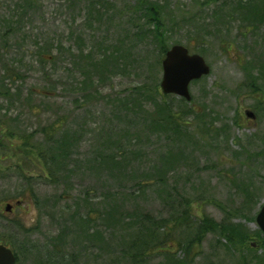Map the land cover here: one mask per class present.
I'll return each instance as SVG.
<instances>
[{
    "label": "rangeland",
    "instance_id": "rangeland-1",
    "mask_svg": "<svg viewBox=\"0 0 264 264\" xmlns=\"http://www.w3.org/2000/svg\"><path fill=\"white\" fill-rule=\"evenodd\" d=\"M19 1L0 0L1 13L7 19L15 17L20 13L16 7ZM146 1L149 3L137 4L133 0H105L100 8L101 16H103L101 21L129 22L127 18L123 21H118L116 18L123 8L130 12L132 20L141 19L147 16L146 10H149L144 6L156 4L163 13L165 21L171 24L168 28L170 34L166 42L164 41L166 46L171 48L174 45H181L188 48L191 54H199L205 59L211 72L207 77L190 84L192 105L186 102V107L182 108L181 98L175 96L165 100V103L174 110L177 112L180 110L185 123L191 127L188 132L195 134L190 133L194 139L184 145H178L177 152L175 151L174 156L179 160V171L177 173L175 171L174 175L170 173L165 181H159L155 177L158 157L149 153L136 158V162L129 167L126 178L122 181L120 179L116 184L124 190L135 183L150 184L152 188H140L136 191V195L130 200L131 205L146 207L151 215L168 219L169 210L162 204V201H165L162 185L168 180L165 186L166 191L175 189L178 194L195 202L191 205V214L194 218L185 224L171 223L169 225V230L173 232V241L168 243L170 249L168 255L171 258L169 262L166 261L167 254L152 251L153 253L149 252L146 258L140 254L139 258L134 259L132 263L126 252L122 255L111 256V254L109 256L104 250L97 249L98 245H101V239L99 236L96 239V233L90 235L92 241L89 243V248L87 245H75L71 236L66 241L65 246L68 245L66 250L63 251L62 245L56 241L58 229L62 218H65L67 222L73 219L70 217L72 212L66 214L61 212L60 206L64 203L60 202L54 207L48 206L41 210L37 208L36 212L31 209L26 218L21 217L20 219L21 212L18 209L15 212L16 216H4L6 214L3 208L6 202L15 201L16 198L27 199L26 191L32 199L31 205L35 206L37 194L41 202L45 198H56L66 190L72 192L74 189L73 185L61 186L58 189L34 185L37 184V152L31 153L29 147L32 146L24 148V143L18 140L19 136L26 137L37 130V124L40 122L37 120L39 118L37 105H46L39 110L44 113H51L56 108L55 115L57 116H61L60 112L65 111L69 126L73 129L86 126L83 131L78 129L79 136L86 135L81 139V144L77 149L79 155L87 150L89 135L84 133L85 130L89 132L91 123L97 121L92 110L88 113H86L88 110L82 111L76 107V104H73L72 100L66 99L61 92H58V98L53 100L37 97L38 90L44 88L46 84L42 75L37 72L35 54L37 37L48 34L50 36L47 38L50 40L56 38L64 40L74 25L87 22L86 0H36V14L31 17V20L25 21L29 23L25 26L24 34L27 38L22 43V48L16 53L9 44V49L4 51L6 54L10 52V56L5 57V64L20 62V65L14 67L19 70V73L13 71L12 67L5 66L13 78L19 81L12 85L6 80L0 65V94L3 87H9L11 93L14 94L13 98L19 99H12L9 102L0 100V109H5L1 114L7 121L14 120L12 126L17 125L20 130L14 138L9 137L10 128L0 130V156L5 160L0 162V239L11 242L18 249L30 243L39 251L44 250L41 252L42 261L40 255L39 260L37 259L36 250L26 256L21 252L22 257L17 264H56L55 262L58 264H264V236L256 224V217L261 207L264 206V22H260L258 32L249 33L259 36L253 38L249 35L246 38L242 37L236 24H229V38L225 40L222 34L214 30H209L206 35L200 26L180 22L174 15L177 10L190 12L196 7L197 12L203 11L206 0ZM91 6L96 8L99 6V1L90 0ZM205 15H207L206 12ZM168 19L170 21H167ZM202 19L199 21L202 22ZM13 21L15 22L16 19ZM211 21L204 23L207 25L215 23L213 19ZM110 33V38L115 42L124 36L123 30L117 28L116 23L111 25ZM257 38L259 42H256ZM63 43L68 44L67 41ZM72 44L70 45L74 46L73 39ZM56 46L58 47V43L55 42L53 48ZM157 50L158 48H154L153 54L147 57L144 52L140 58L128 62L122 72L111 78L108 76V80L103 85L105 94H110V96L125 94L137 86H142L146 82L147 72L152 73L154 80L157 78L158 90L161 92L159 87L162 78L161 64L158 70V65L155 63L157 58L154 55ZM63 68L65 65H61L57 76L52 78L53 84H57L60 78L65 80L66 75ZM2 97L0 95V99H3ZM246 112L253 113L256 120L248 119ZM51 119L53 118L50 116L43 117V125L47 124L46 120ZM152 146L151 151L153 149L163 150L165 144L159 138L153 139ZM23 159L33 162L32 173L10 169L19 163L23 166ZM19 174L23 175L24 180L18 177ZM88 183L90 181L86 180L85 184ZM25 187V191H22ZM159 191L161 196L157 193ZM73 196L77 197L75 194ZM67 197L69 202L66 206H69L70 199L80 200L70 194H67ZM66 200L65 197L64 202ZM95 202L102 201L96 200ZM79 204L81 205V202ZM204 217L225 226L235 227L238 230V236L235 239L237 248L228 250L227 241L224 238L218 234H208L200 245L194 243L195 245H191L188 249L196 224ZM9 218H12L14 223L17 220L22 221L25 227L35 226L37 232L29 234L28 237L18 236L17 238L15 234L11 236L9 235L11 225L7 221ZM33 218L36 219L34 224L31 223ZM118 232L126 236L125 241L121 240L122 244H128L133 230L126 227L123 230L119 229ZM24 238L26 239L23 240ZM48 238H52V245H57L59 253L66 255V259L58 256L59 260L50 262L45 258L49 257V254L52 258L53 253L56 257V249L49 245ZM142 245L143 243H139L134 247L137 249ZM111 248L117 253L116 247L111 245ZM81 249L82 253H80ZM126 250L129 251V249ZM130 252L136 253V251Z\"/></svg>",
    "mask_w": 264,
    "mask_h": 264
},
{
    "label": "trees",
    "instance_id": "trees-1",
    "mask_svg": "<svg viewBox=\"0 0 264 264\" xmlns=\"http://www.w3.org/2000/svg\"><path fill=\"white\" fill-rule=\"evenodd\" d=\"M35 1L20 0L16 6L20 13L10 19L1 13L0 8V65L6 80L10 81L12 85L19 80H15L5 66H10L13 71L19 73V70L14 67L20 65V62L5 64V57L10 56V52L6 54L4 51L9 49V44L12 45L11 48L13 47L16 53L22 48V43L27 38L24 34L25 26L29 23L25 21L31 20V17L36 14ZM98 1L99 6L95 8L90 7V0H86L87 22H79L74 25L64 40L62 38L61 40L58 38L50 40L47 38L50 35L47 34L37 37L38 42H35L37 43L35 52L37 72L42 75V79L46 83L44 88L38 90L37 97L53 100L57 99L58 92H61L66 99L72 100L76 107L84 112L88 110L86 113L92 110L97 117V121L91 123L89 132L86 130L84 132L89 135L87 150L82 155H79L77 151L81 139L86 137V135L79 136L78 129L83 131L86 126L83 125L77 129L71 128L68 118L65 116L67 113L62 111L60 112L61 116H57L55 115L56 108L51 113L39 112L42 107H46L44 104L37 105V116L39 117L37 120H40L37 130L26 137L19 136L18 141L24 143V148L31 145L32 147H29L31 153L37 152V184L34 185L37 187L50 186L55 189L61 186L70 187L73 185L74 187L72 192L66 190L56 198L48 197L41 202L37 194L39 210L48 206L54 207L61 202L64 203L60 206L63 214L72 212L71 222L62 218L56 237V241L62 245L63 251L66 250L68 246H65L66 241L71 236L75 245H87L89 248V243L92 241L90 235L96 233V239L98 236L101 239V245H98L97 249L104 250L109 256L111 254V256L122 255L126 252L127 257L133 263L140 254L146 258L149 256V252H155L167 254L166 261L169 262L171 258L168 255L170 252L168 243L173 241V232L169 230V225L171 223L174 225L185 224L193 219L191 205L195 202L178 194L175 189L166 191L167 180L162 185L165 201H161L163 206L169 210V218H157L151 215L146 207L137 205L134 207L130 203L138 189L152 188L150 184L135 183L124 190L116 183L120 179L122 181L126 178L130 170L129 167L136 162V158L149 153L158 157L157 167H155L156 179L163 182L170 173L173 175L175 171L177 173L180 168L179 160L174 154L175 151L177 152L178 145H184L194 139L190 134L192 132H188L191 127L185 123L180 115V110L177 112L165 103V100L172 96L161 95L158 90L157 78L154 80L152 73L147 72L146 82L142 86H137L125 94L113 96L105 94L103 85L108 80V76L111 78V76L119 74L126 68L128 62L140 58L144 52L146 57L153 54L154 48H158L154 55L157 58L155 63L160 70L161 61L169 50L165 42L170 34L168 28L171 24L165 21L163 13L156 4L144 6L149 9L146 10L147 16L144 18L132 20L130 12L123 8L116 18L118 21L127 18L129 22H102L103 16H101L100 8L101 5H104L105 0ZM133 1L137 4L149 3L146 0ZM91 3L94 4V2ZM203 8H206L207 11L203 9V11L197 12L196 7L190 12L177 10L174 15L180 22L200 26L206 35L209 30H214L216 33L222 34L225 40L229 38V24H236L242 37L246 38L249 35L253 38L258 35L249 33L258 32L260 22H264V0H206ZM202 17L204 18L202 19ZM13 19L16 21L14 22ZM200 19L203 20V23L199 21ZM211 19L215 22L214 24L204 23L212 22ZM107 21L109 20L107 19ZM113 23H116V27L121 28L124 33L123 38L118 42L110 38V27ZM222 30L223 33H221ZM72 39L74 46L70 45ZM63 41H67L68 44H64ZM55 42L58 43V47L53 48ZM256 42H259L258 38ZM61 65H65L63 69L66 78L65 80L60 78L57 84H53L52 78L57 76ZM0 95L3 96V99L0 100L5 102L12 99L19 100L13 98L14 94L11 93L9 87H3ZM192 103L193 99L189 105ZM180 104L182 108L187 105L182 99H180ZM2 110L5 109H0V130L10 128L9 137L14 138L20 130L17 125L12 126L14 120L7 121L2 116ZM34 113L36 112L34 111ZM31 114L33 113L31 112ZM46 116H50L54 120H46L47 124L43 125L42 118ZM159 138L165 144L164 149L151 151L153 139ZM30 142L32 144H28ZM3 161L5 160L0 156V162ZM32 163L23 159V166H20L19 163L10 169L32 173L34 170L31 167ZM18 177L22 179L23 175L19 174ZM86 180L90 183L85 184ZM26 187L22 191H25ZM157 190L159 189L157 188ZM157 193L161 196L160 191ZM67 194L72 197L75 194L77 197L74 198H80V200L70 199L69 206H66V203L69 202ZM65 197L66 202H64ZM94 200L102 202L96 203ZM14 226L19 227L17 223ZM126 227L131 228L133 232L130 234L128 244L123 245L121 240L125 241L126 236L118 231ZM208 234H218L224 238L227 241L226 248L228 250L237 248L235 239L238 236V230L235 227L225 226L204 217L196 224L194 236L189 241L188 249L191 245H200ZM9 235L13 236L14 234L10 231ZM49 239L51 240L49 241ZM7 243L14 247L11 242L0 239V244ZM48 243L56 249V257L53 252L52 258L51 254L49 257H45L48 261L55 262L59 260L58 256L66 259V255L63 256L59 253L58 246L52 245V238H48ZM139 243H143V245L136 249L134 246ZM49 245L47 244V246ZM111 245L116 247L117 253L114 252ZM42 251L44 250L37 249V259L39 260L40 255L41 261L43 259ZM130 251H136V253L132 254ZM80 253H82V249ZM55 263L58 264V262Z\"/></svg>",
    "mask_w": 264,
    "mask_h": 264
},
{
    "label": "water",
    "instance_id": "water-1",
    "mask_svg": "<svg viewBox=\"0 0 264 264\" xmlns=\"http://www.w3.org/2000/svg\"><path fill=\"white\" fill-rule=\"evenodd\" d=\"M162 78L160 88L165 96L174 95L191 101L189 86L210 74V67L203 57L198 54H190L188 49L181 45L171 47L165 54L161 63ZM247 116L253 119L252 114ZM11 206H6L9 211ZM256 224L264 235V206L256 217ZM16 261L11 250L0 245V264H14Z\"/></svg>",
    "mask_w": 264,
    "mask_h": 264
},
{
    "label": "flooded vegetation",
    "instance_id": "flooded-vegetation-1",
    "mask_svg": "<svg viewBox=\"0 0 264 264\" xmlns=\"http://www.w3.org/2000/svg\"><path fill=\"white\" fill-rule=\"evenodd\" d=\"M247 113V112H246ZM253 115V119L256 120V117L254 116V114L252 113ZM25 196L27 199H15V201L11 200V202H6V204L4 205V208L7 204L11 205V209L9 211H7L6 213L4 212V215L5 217L9 216V217H14L16 216V210L18 209L21 213L19 214V217L21 219V217H24L26 218V216L31 212V209L34 210V212H36L37 210V204L34 202L35 206L34 205H31V197H30V194L26 191L25 193ZM26 203L28 205H26ZM4 218V217H3ZM8 224H10L11 226H9V230H12L13 234H15L18 238V236H23V237H28L29 234L31 233H35L37 232V227H25L24 226V223L22 221H19L17 220V224L19 227H16L14 226L16 223L13 222V219L12 218H9L8 220ZM31 223L34 224L36 223V219L33 218L31 219ZM16 239V238H14ZM26 238H24L23 240H25ZM11 240V238L9 239ZM30 243H26L23 245V247H19V249L17 247H13L11 246L9 243L7 244H4L5 247L9 248L12 252H13V255L16 257V263H18L20 257H22V254L24 256H26L27 254H29L31 251H36L37 248L36 247H33L34 245L33 244H30ZM22 252V254H21ZM19 253V254H18ZM37 253V251H36Z\"/></svg>",
    "mask_w": 264,
    "mask_h": 264
}]
</instances>
